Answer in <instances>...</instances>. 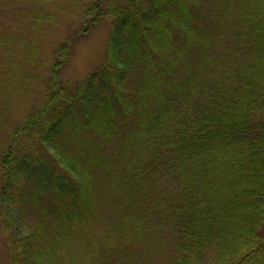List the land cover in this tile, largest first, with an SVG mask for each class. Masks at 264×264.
I'll list each match as a JSON object with an SVG mask.
<instances>
[{
    "label": "trees",
    "instance_id": "1",
    "mask_svg": "<svg viewBox=\"0 0 264 264\" xmlns=\"http://www.w3.org/2000/svg\"><path fill=\"white\" fill-rule=\"evenodd\" d=\"M16 1L0 106L53 21ZM79 1L82 31L113 18L106 59L65 82L68 35L0 143V264H264V0Z\"/></svg>",
    "mask_w": 264,
    "mask_h": 264
},
{
    "label": "rangeland",
    "instance_id": "2",
    "mask_svg": "<svg viewBox=\"0 0 264 264\" xmlns=\"http://www.w3.org/2000/svg\"><path fill=\"white\" fill-rule=\"evenodd\" d=\"M45 3H44V2ZM17 0L18 12H44L53 20L45 25L36 41L37 56L30 59L16 49L17 70L5 78L6 90L0 106V143L7 141L8 135L21 120L43 100L45 81L57 47L67 36L77 32L69 61L63 68V78L70 85L83 80L93 72L107 55L108 41L113 18L105 16L96 23L88 24L82 31L81 17L84 3L79 0ZM28 4V5H27ZM22 21V18L19 17ZM21 25V24H19ZM0 170L2 163L0 157Z\"/></svg>",
    "mask_w": 264,
    "mask_h": 264
}]
</instances>
